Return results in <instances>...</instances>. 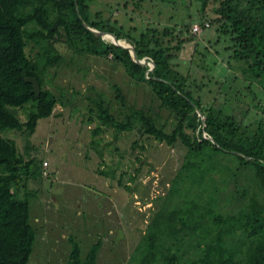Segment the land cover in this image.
Masks as SVG:
<instances>
[{"label":"trees","instance_id":"16d2710c","mask_svg":"<svg viewBox=\"0 0 264 264\" xmlns=\"http://www.w3.org/2000/svg\"><path fill=\"white\" fill-rule=\"evenodd\" d=\"M96 1L0 0V264H30L37 232L30 203L20 192L26 179L43 178V163L26 160L1 132L32 136L39 120L54 117L58 105L67 106L47 87L54 80L49 70L68 65L58 43L80 59L101 58L122 67L156 103L158 112L130 107L114 85L124 117L118 120L98 93L88 108L89 124L97 121L95 137L113 130L117 142L119 134L136 130L158 144L186 150L167 194L175 198L167 208V226L157 224L144 234L141 264H264V0H124L128 14L131 5V13L140 17L160 10L153 20H162L167 6V24L148 23L141 29L93 12ZM55 22L58 28L52 30ZM195 24L203 31L216 30L206 54L198 50L202 42L192 33ZM192 43L203 59L213 49L227 62L222 74L234 64L240 67L249 93L240 92L244 100L235 106L224 93L229 81L193 75L179 56ZM30 45L34 55L27 53ZM28 78L40 83L39 97ZM207 94L217 96L205 101ZM26 108L29 116L22 122L12 109ZM162 111L172 119V130L168 122L161 123ZM69 243L67 264H97L100 243L85 255L73 237Z\"/></svg>","mask_w":264,"mask_h":264},{"label":"rangeland","instance_id":"374dc122","mask_svg":"<svg viewBox=\"0 0 264 264\" xmlns=\"http://www.w3.org/2000/svg\"><path fill=\"white\" fill-rule=\"evenodd\" d=\"M124 4V0H97L93 12L101 11L105 18L117 19L126 28L167 24V6L162 9V20H153L152 15L160 10L140 17L131 13L132 5L129 14L125 13ZM197 38L202 42L198 50L206 54L208 42L216 41V30H205ZM195 46L196 43L189 44L179 54L193 75L198 80L210 75L229 81L224 93L230 94L235 106L238 100H244L240 92L249 93L245 92V76L239 72L240 67L234 64L222 74L221 67H228L227 62L215 57L213 49L203 59L195 53ZM56 48L64 54L68 65L49 70L54 80L47 87L67 106L58 105L54 117L39 120L32 136L16 130L1 132L2 137L15 141L19 154L26 160L43 163V178L26 179L20 192V198L30 203V222L37 232L30 264H67L70 237L79 243L84 255L92 245L100 243L97 264H141L145 259L141 249L146 240L144 234L155 231L157 224L163 229L167 226V208H172L175 200L167 198V194L186 150L181 145L158 144L136 130L119 134L117 142L113 130L95 137L97 121L89 124L88 108L93 106L90 99L97 98L98 93L104 94L118 120L124 117L114 85L125 93L130 107L158 112L156 103H151L148 88L133 85L122 67L101 58L80 59L63 43ZM27 53H36L32 45ZM212 87L218 91L214 83ZM255 92L263 95L260 87ZM216 96L207 94L204 98L212 101ZM12 110L20 121L27 120L29 108ZM123 111L129 112L127 108ZM159 115L161 123L168 122V130H172L174 124L168 114L162 111ZM134 142H138L137 147ZM101 170L104 175H100Z\"/></svg>","mask_w":264,"mask_h":264},{"label":"water","instance_id":"95a60500","mask_svg":"<svg viewBox=\"0 0 264 264\" xmlns=\"http://www.w3.org/2000/svg\"><path fill=\"white\" fill-rule=\"evenodd\" d=\"M58 25L59 23L55 22V24L52 27V30L57 29ZM103 39H105L107 42H110V39L106 35H103ZM27 82L33 86L32 93L36 94V96L39 97L41 94V85L38 82V80L35 78H28Z\"/></svg>","mask_w":264,"mask_h":264},{"label":"built area","instance_id":"2783aa9c","mask_svg":"<svg viewBox=\"0 0 264 264\" xmlns=\"http://www.w3.org/2000/svg\"><path fill=\"white\" fill-rule=\"evenodd\" d=\"M210 27V24L207 22L205 23V28H209ZM203 28L199 25V24H195L192 28V33L195 34V35H198V34H201L203 32ZM44 167H48V163H44Z\"/></svg>","mask_w":264,"mask_h":264}]
</instances>
